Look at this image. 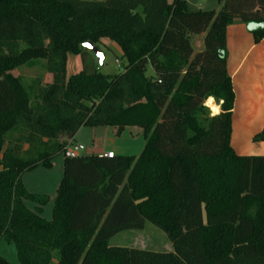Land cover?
<instances>
[{
  "label": "trees",
  "instance_id": "obj_1",
  "mask_svg": "<svg viewBox=\"0 0 264 264\" xmlns=\"http://www.w3.org/2000/svg\"><path fill=\"white\" fill-rule=\"evenodd\" d=\"M219 2L191 12L184 0H0V240L16 264H264V156L230 146L225 54L227 27L264 23V0ZM247 31L264 39L262 28ZM193 35L203 36L196 53ZM104 39L120 50L118 74L99 73L82 47ZM68 55L81 70L66 79ZM35 60L51 83L13 74ZM84 127H136L145 145L137 157L64 158L46 221V198L21 177L49 168ZM146 223L171 252L108 244Z\"/></svg>",
  "mask_w": 264,
  "mask_h": 264
},
{
  "label": "rangeland",
  "instance_id": "obj_2",
  "mask_svg": "<svg viewBox=\"0 0 264 264\" xmlns=\"http://www.w3.org/2000/svg\"><path fill=\"white\" fill-rule=\"evenodd\" d=\"M171 2L172 0H168ZM187 8L191 12L199 11H214L218 12L221 10L222 2L219 0H184ZM245 26V24H244ZM246 27V26H245ZM247 29V28H246ZM104 45H98L97 47L103 53V63L101 66L98 65L97 60L93 56L92 61L94 63V68L99 73L103 75H115L122 71V65L124 60L121 58V53L118 47L113 44L110 40L104 39ZM190 45L194 53L199 52L203 48V36L193 35L190 37ZM92 56V54L90 53ZM45 61L35 60L30 65H24L18 69L12 71L15 76H19L22 82L26 85H29L33 80L38 79L42 84L51 83L52 75L45 71L44 69ZM81 70V61L77 56L68 55L66 59V79L72 75L77 74ZM151 69H148V74ZM208 108V107H207ZM211 112L210 108H208ZM137 129V128H133ZM264 129V128H263ZM106 128L97 127V128H88L84 127L78 133L76 141L77 144L82 146V150L79 152V155L84 156L88 151L96 155L101 152L106 141ZM261 131L255 135L250 140L247 139H237V142L242 145V148L245 147V153H256L259 151V145L264 142V138L260 139L259 134ZM110 144V141L108 142ZM107 144V141H106ZM111 145V144H110ZM113 146V151L116 154H126L130 155H139L141 151H125V149H118V146ZM126 146V145H125ZM240 147V146H239ZM262 156V155H254ZM61 159H63V154H59L52 159L51 166L49 168H35L29 172H26L21 177V182L24 189L34 195L44 196L46 198V203L40 207L41 212L40 216L46 221L51 220L52 218V208L53 202L56 195L57 187L62 179V167ZM25 206L34 211L37 207V204L31 201H24ZM108 244L111 246L119 247H129V248H138L151 250L156 252H171V245L166 237V235L156 228L155 226L146 223L143 230H128L123 231L112 237ZM0 257H2L9 264H16L17 257L14 245L12 243H6L3 240H0Z\"/></svg>",
  "mask_w": 264,
  "mask_h": 264
},
{
  "label": "crops",
  "instance_id": "obj_3",
  "mask_svg": "<svg viewBox=\"0 0 264 264\" xmlns=\"http://www.w3.org/2000/svg\"><path fill=\"white\" fill-rule=\"evenodd\" d=\"M225 54L226 71L234 94L231 112L230 146L234 153L239 156H264V142L259 145L258 150L260 152L255 151L256 153L254 154H246L244 151L245 147L242 148V145L237 142V139L250 140L253 135L264 128V39L254 44L253 38L244 24L234 20L226 29ZM91 57L93 58V56ZM207 101L205 102L206 107H208L206 105ZM213 105L218 108L219 112V106L214 100ZM105 128L107 144L105 141L104 148L95 156L105 157L108 152H113L115 156H128L126 154H116L113 151V146H111L115 144L118 149L124 150L127 147L125 151H130L131 149L136 152L143 150L145 139L141 129L127 127L120 135H116L114 128ZM81 129L69 141L70 144H77L76 138ZM109 141L111 145L108 143ZM92 155L94 154L88 151L83 157ZM130 156L137 157L138 155L132 154ZM63 161L64 156L60 161L61 167L63 166Z\"/></svg>",
  "mask_w": 264,
  "mask_h": 264
},
{
  "label": "built area",
  "instance_id": "obj_4",
  "mask_svg": "<svg viewBox=\"0 0 264 264\" xmlns=\"http://www.w3.org/2000/svg\"><path fill=\"white\" fill-rule=\"evenodd\" d=\"M82 146L79 144H68L66 149L63 152L64 158H76L79 156V152L82 150ZM113 152H108L105 154V157L108 159L114 158Z\"/></svg>",
  "mask_w": 264,
  "mask_h": 264
},
{
  "label": "water",
  "instance_id": "obj_5",
  "mask_svg": "<svg viewBox=\"0 0 264 264\" xmlns=\"http://www.w3.org/2000/svg\"><path fill=\"white\" fill-rule=\"evenodd\" d=\"M83 49L87 50L89 53L92 54V56L95 57V59L98 62V65L101 66L103 63V53L102 51L93 43L86 42L82 45Z\"/></svg>",
  "mask_w": 264,
  "mask_h": 264
},
{
  "label": "clouds",
  "instance_id": "obj_6",
  "mask_svg": "<svg viewBox=\"0 0 264 264\" xmlns=\"http://www.w3.org/2000/svg\"><path fill=\"white\" fill-rule=\"evenodd\" d=\"M246 27L249 31H253L257 28L264 29V23H249V24H247ZM221 103H222V101H221ZM212 104H213V100H212V98H209L207 101V106H209L211 108L212 115H216L218 113V108L212 107Z\"/></svg>",
  "mask_w": 264,
  "mask_h": 264
}]
</instances>
